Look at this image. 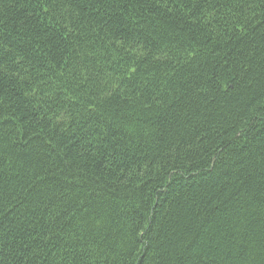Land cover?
<instances>
[{
  "label": "trees",
  "instance_id": "1",
  "mask_svg": "<svg viewBox=\"0 0 264 264\" xmlns=\"http://www.w3.org/2000/svg\"><path fill=\"white\" fill-rule=\"evenodd\" d=\"M0 264H264V0H0Z\"/></svg>",
  "mask_w": 264,
  "mask_h": 264
}]
</instances>
